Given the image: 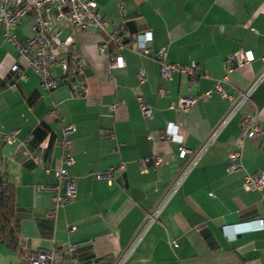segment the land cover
I'll return each instance as SVG.
<instances>
[{
  "label": "crops",
  "instance_id": "obj_1",
  "mask_svg": "<svg viewBox=\"0 0 264 264\" xmlns=\"http://www.w3.org/2000/svg\"><path fill=\"white\" fill-rule=\"evenodd\" d=\"M94 1L111 21L105 31L79 28L67 17L56 19L51 30L63 41L56 46L59 55L79 51L86 84L82 95L68 85L45 90L31 70L26 76L13 73L17 50L0 25V131L18 129L12 142L0 143V184L15 188L19 242L27 249L52 248L61 262L67 259V244L82 242L88 244L78 254L82 264H115L146 214L170 192L186 161L180 146L197 150L228 112L230 102L214 91L215 85L238 95L262 69L264 0ZM32 23L29 16L16 31L27 37ZM114 30L118 40L110 39ZM143 30L152 33L148 55L135 50ZM68 38L72 43L65 42ZM160 49L168 62L195 64L196 81L180 72L162 77L155 55ZM242 50L253 59L228 72L227 59ZM115 54L123 56V68L112 66ZM208 90L212 93L204 96ZM181 96L197 100L188 110L172 107ZM142 103L153 109L148 119ZM249 113L264 121V79L219 130L126 264H264V228L257 222L264 216V188L243 187L247 173L264 172V135L245 138L243 168L228 170L240 119ZM68 126L73 129L64 136ZM34 133L29 149L48 169L24 153L21 142ZM67 137L74 161L65 166L76 178L77 194L50 217L54 199L45 186L57 183L54 169L68 154L62 146ZM145 159L147 170L141 165ZM110 169L111 182L97 178ZM60 185L63 192L64 180ZM0 264L28 263L2 240Z\"/></svg>",
  "mask_w": 264,
  "mask_h": 264
},
{
  "label": "built area",
  "instance_id": "obj_2",
  "mask_svg": "<svg viewBox=\"0 0 264 264\" xmlns=\"http://www.w3.org/2000/svg\"><path fill=\"white\" fill-rule=\"evenodd\" d=\"M120 10L124 12L122 3L119 4ZM32 16V33L27 37H22L16 27L27 17ZM63 17L69 18L72 24L79 28L93 27L97 32L105 31L111 21L104 16L99 10L97 3L94 0H0V25L3 30L4 37L17 50V60L12 65L11 70L15 74L26 76L27 70H31L39 76L40 85L43 89L51 91L61 85L70 86L72 93L82 95L86 91L83 65L84 62L80 57L79 51L73 50L65 55H59L57 45L62 44L57 34H52V26L56 19ZM118 31L114 30L110 34V39H119ZM152 40L150 31H140L136 35L135 50L141 54H150L149 43ZM66 43H72V39L68 38ZM107 42L99 45L102 53L106 52ZM120 47H124V43L120 42ZM156 58L160 63L161 76L166 79H171L174 72L188 75L191 82L197 79L195 64H181L179 62L166 61L167 53L164 49L156 51ZM253 56L249 51H239L234 53L227 59L228 72L234 68L249 63ZM264 60V57H263ZM125 65L123 56L115 54L113 56L114 67L123 68ZM59 68L60 73L54 74L55 69ZM140 81L145 79V72L141 69L138 72ZM264 79V64L260 72L243 88L238 95L226 93L219 84L215 85L214 91L219 92L230 102V107L220 125L212 131L210 136L203 142L197 150H190L184 145L180 146V155L185 158V164L182 167L178 177L176 178L170 192L161 200V202L146 214L145 221L135 234L132 241L124 252L119 256L115 264H126L128 257L136 247L137 243L149 228V226L158 220L160 213L166 203L183 183L188 172L199 161L209 144L216 137L223 125L229 121L241 106L248 100H251L252 94L256 87ZM162 94V91H159ZM212 90L204 93V96H209ZM197 100V97L181 96L177 101L172 102V107L182 110H188ZM142 114L145 119H148L153 114L151 106L142 103ZM240 131L237 139L234 141L235 147L228 153L229 168L228 170L238 171L243 168V141L245 138H255L258 134L264 135V121L259 119L255 113L244 115L239 122ZM73 129V126H68L63 129L64 136H68ZM18 129L10 132L0 131V143L12 142ZM164 134L171 137L170 130L164 131ZM33 139V135H29L22 142L24 153L28 155L37 164L43 165L46 169L49 168L43 161L40 154H37L29 149V143ZM72 139L69 137L62 141V146L68 149L61 160V165L55 168L54 173L57 183L50 186H45L53 193L54 209L49 213L50 217H54L55 210L63 204L73 201L77 194L76 178L72 176L69 169L65 166L74 161L72 150ZM44 146L41 145V147ZM149 159L141 162L142 168L147 170ZM156 164H159L157 159ZM98 179L111 182L114 177L113 169L105 172L97 173ZM64 180V191L61 192L60 183ZM246 190L262 191L264 188V172L256 171L247 173L243 183ZM257 222L264 228V216L259 217ZM88 244L82 242L69 243L65 246L67 259L65 261H57L52 248H37L35 250L27 249L19 242L18 253L28 264H82L78 258L79 252L86 248Z\"/></svg>",
  "mask_w": 264,
  "mask_h": 264
},
{
  "label": "trees",
  "instance_id": "obj_3",
  "mask_svg": "<svg viewBox=\"0 0 264 264\" xmlns=\"http://www.w3.org/2000/svg\"><path fill=\"white\" fill-rule=\"evenodd\" d=\"M35 140L34 133L31 142ZM19 224L15 188L13 185L0 184V241H6L15 250L19 246Z\"/></svg>",
  "mask_w": 264,
  "mask_h": 264
}]
</instances>
